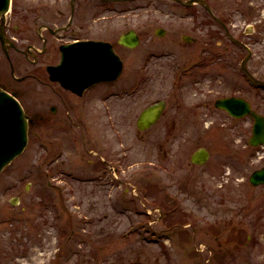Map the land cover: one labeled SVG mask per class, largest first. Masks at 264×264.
<instances>
[{
    "label": "rangeland",
    "instance_id": "1",
    "mask_svg": "<svg viewBox=\"0 0 264 264\" xmlns=\"http://www.w3.org/2000/svg\"><path fill=\"white\" fill-rule=\"evenodd\" d=\"M212 1L222 10L237 7L234 0ZM251 1L250 20L264 24V0ZM12 3L18 16L36 8L38 0ZM134 4L144 11L109 16L105 28L108 35L129 28L144 32L140 47L121 51L128 74L149 51L168 50L184 34H198L196 20L171 13L182 8L177 4ZM158 27L167 29L165 37L155 35ZM11 35L23 48L37 40L36 31L13 29ZM184 43L174 46L172 55L181 64L198 46ZM10 61L0 45L3 83L23 91L18 100L35 123L29 125L24 153L0 174V264H264V186L249 180L264 166V148L248 144L249 122L198 107L202 90L185 87L187 79L173 90L170 60L163 59L155 61V81L139 98L114 109L119 126H109L95 104L76 103L71 111L52 115L51 124L38 125L36 113H51L54 94L27 79L37 70L33 62ZM253 67L264 74V65ZM215 88L212 82L204 90L210 96ZM230 88L221 87L214 98ZM177 98L183 103L179 110L173 105ZM162 100L168 106L158 126L139 130L141 110ZM200 148L210 159L197 166L191 156ZM64 171L99 180L79 183ZM157 234L164 236L148 241Z\"/></svg>",
    "mask_w": 264,
    "mask_h": 264
},
{
    "label": "flooded vegetation",
    "instance_id": "2",
    "mask_svg": "<svg viewBox=\"0 0 264 264\" xmlns=\"http://www.w3.org/2000/svg\"><path fill=\"white\" fill-rule=\"evenodd\" d=\"M137 1L140 0H38L36 8L21 10L18 16L16 10L13 9L14 3H12L11 12L4 27L7 40L4 44L0 41L4 54L9 61L11 57H14L18 62H22L24 57L27 62H33L37 70L30 73L27 79L38 80L43 86L49 87L54 94L52 98L54 104L50 106L51 113L37 112L35 117L38 116L39 119L36 123L38 125L51 124L54 121L52 115L57 118L60 116L58 114L60 109H65L64 112L67 109L71 111L72 108L78 107L77 105L72 106L73 103H76L80 105V108H88V105L95 104L97 108L105 112L104 116L108 119L109 126H119V120L116 118L119 119L120 116L113 114L118 103L126 99H138V96L155 81V61L168 59L170 63L167 66L170 65L171 88L173 90L179 91L187 79L185 87L196 86L202 90L201 102L198 103V107L209 112H223L236 120L243 118L245 122L250 123L253 130L255 120L251 113L248 112L244 117L238 119L217 105L224 99L239 98L249 106L250 112H256L264 117V74H256L253 67L256 64L264 65V24H253L250 20L249 8L252 1L234 0L237 7L222 10L217 8L212 0H168L182 7L181 9H171L173 15L179 16L181 19L191 18L197 21L195 25L200 28L198 34L195 36L184 34L181 36V40L178 38L174 42H170L168 50L149 51L148 53L156 56H145L141 63L136 60L135 63L138 65L135 71L133 74H128L126 73V60L121 51L124 49L135 50L140 47L144 32L129 28L121 33L112 32L108 35L105 28L109 16H126L144 11V8L133 5ZM188 1H196V3L188 7L184 6V3ZM15 15L20 23L16 22ZM240 17H244V24L241 23ZM13 29L36 31L37 40L29 41L25 48L20 47L16 44L15 37L11 35ZM94 30H100L97 32L100 35L94 36ZM129 32L136 33L138 37L139 45L134 49L120 43L122 35ZM167 33L165 28L155 29L157 36L165 37ZM84 41L110 44L122 61L123 67L116 80L100 82L83 90L82 93H76L64 88L60 81H52L48 67L59 66L63 55L68 53L69 45ZM183 43L187 46L196 43L198 46L195 56L181 64L180 57L172 55L174 46L181 47ZM190 65L194 66L190 67ZM2 77L3 75L0 73V86L20 98L23 91L21 92L19 88L14 89L10 83H8L9 86L6 85L3 83ZM18 79L22 82L26 80V77ZM188 81L190 82L187 83ZM212 82L215 83L216 88L208 91L210 94L208 96L204 87L211 85ZM227 86H231L228 94L214 98L213 93L221 87L227 88ZM236 86H238V90H236ZM160 102H164L165 109L157 124L151 127L158 126L166 113L168 102L166 100ZM173 103L175 110L182 109L183 103L179 98ZM148 107L141 110L137 119V127H139L138 122L142 112ZM32 120L35 123L34 118ZM251 138H249L248 144Z\"/></svg>",
    "mask_w": 264,
    "mask_h": 264
},
{
    "label": "water",
    "instance_id": "3",
    "mask_svg": "<svg viewBox=\"0 0 264 264\" xmlns=\"http://www.w3.org/2000/svg\"><path fill=\"white\" fill-rule=\"evenodd\" d=\"M187 3L186 5H189ZM10 8V0H0V40L4 44L6 37L4 23ZM120 42L130 48L138 45L134 32L121 37ZM70 53V54H69ZM60 67H49L52 80H59L68 89L80 93L83 89L100 81L115 79L122 70V63L109 44L101 42H83L70 46ZM219 107L225 108L235 117L249 112L248 106L240 99L220 101ZM164 103H158L146 109L139 118V129L145 130L154 125L161 116ZM255 126L251 144H264V117L252 113ZM29 117L17 100L0 89V173L16 157L21 155L28 144ZM210 157L207 149L197 150L191 157L196 165L205 164ZM255 186L264 184V169L251 176ZM13 204H16L14 201Z\"/></svg>",
    "mask_w": 264,
    "mask_h": 264
}]
</instances>
